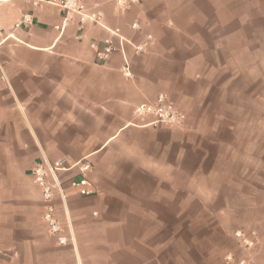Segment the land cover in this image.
<instances>
[{"label":"crops","instance_id":"0c3cea01","mask_svg":"<svg viewBox=\"0 0 264 264\" xmlns=\"http://www.w3.org/2000/svg\"><path fill=\"white\" fill-rule=\"evenodd\" d=\"M82 1L103 27L73 19L60 30L57 7L0 0V264H199L192 239L177 237L190 204L231 222L211 230L217 264L230 251L264 264V116L250 117L246 131L225 114L224 88L238 68L226 80L225 41L237 31L225 34L224 0H138L123 12L114 0ZM24 14L32 24L15 27ZM248 19L233 14L228 25ZM111 32L135 44L152 36L144 54L127 49L132 78L119 54L98 62L89 47ZM161 94L181 126L135 116ZM86 157L91 196L69 187L76 170L58 174L65 198L54 205L68 240L59 246L32 169ZM247 227L257 242L243 252L232 236Z\"/></svg>","mask_w":264,"mask_h":264},{"label":"built area","instance_id":"2783aa9c","mask_svg":"<svg viewBox=\"0 0 264 264\" xmlns=\"http://www.w3.org/2000/svg\"><path fill=\"white\" fill-rule=\"evenodd\" d=\"M35 6L40 3H48L57 7L62 14V25L57 29L62 30L67 22L77 19L79 26H100L102 24V14L98 11L92 12L82 0H32ZM117 11H126L130 5L138 3V0H114ZM32 16L30 14L22 15L19 23L15 27L30 26ZM133 30H138L139 24L131 25ZM152 36L147 35L142 43L135 44L119 36L117 32H111L110 36L101 40L91 42L89 47L94 52L98 62H106L111 56L119 54L122 59V75L125 78H132L128 60L127 49L129 48L134 54H144ZM135 116L139 119L150 118L146 126L153 128H177L182 124V113L166 96L158 95L151 103H142L135 108ZM91 162L86 157L77 162H70L68 158H62L54 161H44L38 163L32 169V178L40 189L41 198L44 204L42 221L46 226L47 233L54 238L59 246L67 244V238L64 236V230L56 214L54 205L55 196L64 200L65 193L61 185L58 174L71 170H76L77 174L69 180V187L81 197H89L93 194L87 174L91 171ZM235 238L239 245L245 251H249L256 244V234L251 232V238L243 232L235 233ZM1 256V252H0ZM225 260L227 264H248L244 259H239L229 254Z\"/></svg>","mask_w":264,"mask_h":264},{"label":"rangeland","instance_id":"374dc122","mask_svg":"<svg viewBox=\"0 0 264 264\" xmlns=\"http://www.w3.org/2000/svg\"><path fill=\"white\" fill-rule=\"evenodd\" d=\"M224 4L226 9L224 16L226 22L225 34L227 35L234 29L237 31L236 35L227 38L225 41V76L228 75L229 70L238 68L233 82L224 88L225 114L240 116L239 125L242 130L247 131L250 117L264 116V0H224ZM229 4L231 8L235 6L233 12L228 9ZM248 13H250V19L244 20L238 29L228 25L233 14L243 16ZM232 54H234V57ZM178 207L180 206L178 205ZM199 210V204H190L189 214L193 218L177 219V227L179 228L177 237L182 241L192 239L195 262L199 264H205V262L217 264L219 260L217 259V252L216 250L211 251L214 248L210 247L213 243H216L217 236L212 234L211 230L218 225L231 226V222L216 217L217 215L214 212L212 213L211 209L203 213ZM205 213H207L208 218L200 217L201 214ZM262 216L261 221L264 225V212ZM238 231L245 234L247 231L251 233L253 229L247 227L246 229H238L236 232ZM235 233L232 236L233 246L235 249L244 252V248L239 245L238 240L235 238ZM245 235L251 238V234L247 235L246 233ZM208 249L211 252L207 255ZM229 254L234 257L237 255L232 251L225 252L222 258L224 264H227L225 258Z\"/></svg>","mask_w":264,"mask_h":264}]
</instances>
